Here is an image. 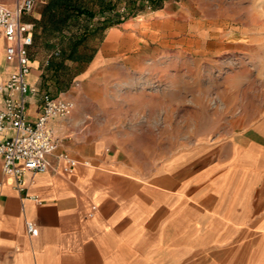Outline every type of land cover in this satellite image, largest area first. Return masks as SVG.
I'll return each mask as SVG.
<instances>
[{"label":"crops","instance_id":"obj_1","mask_svg":"<svg viewBox=\"0 0 264 264\" xmlns=\"http://www.w3.org/2000/svg\"><path fill=\"white\" fill-rule=\"evenodd\" d=\"M45 1L23 16L34 24L27 80L74 107L50 118L57 148L46 171L23 176L25 189L14 186L0 158V264H264V115L208 108L210 122L227 123L204 130L194 123V97L171 100L172 113L164 97L145 102V91H128L133 74L165 80L166 72L111 68L125 38L117 24L99 34L66 87L60 70L68 60L54 62L53 55L69 51L62 45L69 33L44 36L36 20ZM6 44L0 36V99L14 67ZM26 112L36 118L37 98L28 99ZM171 119L176 134L167 142ZM154 120L150 131L145 121ZM150 132L156 158L149 155ZM11 133L0 132V141ZM60 153L76 164L69 168Z\"/></svg>","mask_w":264,"mask_h":264},{"label":"rangeland","instance_id":"obj_2","mask_svg":"<svg viewBox=\"0 0 264 264\" xmlns=\"http://www.w3.org/2000/svg\"><path fill=\"white\" fill-rule=\"evenodd\" d=\"M85 1L95 15L81 16L79 23L65 32L81 39L88 36L79 44L76 54L91 58L103 32H96L101 22L97 2ZM133 2L137 6L143 0ZM123 6L124 0H119L115 10L123 13ZM117 27L125 38L118 64L111 68L166 72L165 80L142 72L133 74L134 82L128 91H145V102L164 97L167 112L172 113L171 100L179 96L194 97L199 103L196 114L199 120L194 123L204 130H221L227 123L210 122L208 108L222 112L226 105L235 111L240 107L248 116L264 115V0H164L161 8L129 14ZM50 35L46 32L44 36ZM129 36L133 38L131 45ZM69 40L66 37L62 41L66 49ZM60 59L59 54L53 55L54 62ZM67 60L60 70V81L69 87L84 62ZM147 125L152 131L158 121H145ZM173 125L172 119L166 121L167 142L176 134ZM149 134V155L156 158L157 137L152 132Z\"/></svg>","mask_w":264,"mask_h":264},{"label":"built area","instance_id":"obj_3","mask_svg":"<svg viewBox=\"0 0 264 264\" xmlns=\"http://www.w3.org/2000/svg\"><path fill=\"white\" fill-rule=\"evenodd\" d=\"M42 0H0V36L7 41L5 58L14 63L5 83L1 86L0 132L10 129L11 135L0 141L2 171L14 178V186L25 189L23 176L48 169V157L57 148V140L49 126L50 118L66 117L74 107V102L65 97L52 96L36 84L27 80L30 72L29 46L33 40L34 24L23 16L29 14L35 4ZM38 100V114L34 120L27 116L28 99ZM69 168L76 160L66 153L58 154ZM27 231L36 234L31 221L26 222Z\"/></svg>","mask_w":264,"mask_h":264},{"label":"trees","instance_id":"obj_4","mask_svg":"<svg viewBox=\"0 0 264 264\" xmlns=\"http://www.w3.org/2000/svg\"><path fill=\"white\" fill-rule=\"evenodd\" d=\"M93 1L97 2V13L99 16L101 15V22H98V26L96 27V32L98 33L103 32L104 29L109 26L122 22L129 14H136L142 10H146L147 8H161L164 2V0H143L141 4L136 6L133 2L134 0H124V12L120 13L115 10L119 0ZM87 5L88 3L85 0H46L41 7L40 18L36 20V23L41 26L43 31L51 34L72 30L73 25L79 23L81 16L95 15V13L92 12ZM69 39V51H62L60 49L58 54L62 58H68L80 62L88 61L89 57L83 58L82 56L76 54L77 46H79L84 39H81L74 34H69Z\"/></svg>","mask_w":264,"mask_h":264}]
</instances>
